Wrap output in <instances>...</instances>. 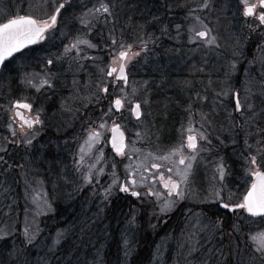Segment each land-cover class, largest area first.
<instances>
[{
    "label": "rangeland",
    "instance_id": "obj_1",
    "mask_svg": "<svg viewBox=\"0 0 264 264\" xmlns=\"http://www.w3.org/2000/svg\"><path fill=\"white\" fill-rule=\"evenodd\" d=\"M64 1L0 0V23L16 15L48 19ZM68 1L69 16L62 17L60 12L45 43L18 54L0 77V148L7 149L0 152L3 156L0 212L5 214L9 207L21 210L12 217L1 216L0 238H14L18 234V240L33 245L36 253L50 254L61 246L64 252L72 249L76 253L67 256V264L79 257L84 264L110 261L125 264L140 249L141 242L148 239L155 240V245L147 264H210V257L215 261L219 257L211 247L217 244L225 246L228 253L248 246L251 259L245 260V264H261L256 248L258 234L264 232L263 223L256 224L257 219L251 220L245 210L237 209L233 217L242 223L230 227L231 232L226 233L224 220L202 207L214 211L223 203L240 202L251 179L247 175L250 156H256L258 165L264 169V27L259 26V7L257 16L249 17L243 15L241 0H159L164 5L156 13H162L156 33L154 30L151 35L147 29L129 35V31L116 27L117 4L122 5L123 0H103L110 5L112 14L98 18L84 14L98 7L102 0ZM143 1L146 0H137L139 7ZM204 3H208L207 8L203 7ZM76 6L85 9L81 15L72 17ZM139 9H136L138 14ZM81 19H90L92 23L82 24ZM205 25L210 29L209 36L216 37L215 44L191 42L190 29L204 30ZM80 27L86 28L87 33ZM78 40H87L96 47L80 44L79 51L65 52ZM143 41H148L145 50H142ZM121 44L132 45V51L139 52L127 65L130 81L126 86L122 82L113 85L114 76L106 75L112 55L118 54ZM48 60H52L51 65ZM43 78L50 81L51 87H39ZM37 87L43 91L41 99H37ZM103 87L108 88L107 93L101 91ZM112 87L124 100L120 113L113 108ZM121 89L127 93L126 97ZM50 90L60 91L53 110L47 108ZM234 93H239L241 111H236ZM16 99L33 104V115L42 109L41 126L37 124L33 129L25 126L23 132L20 130L19 120L13 119ZM133 101L140 102L142 107L143 116L139 120L131 113ZM249 104L251 108L247 107ZM53 111H58L59 120ZM169 116L173 118L172 128L163 132L159 118L168 127ZM116 123L127 134L123 155L109 144L110 126ZM190 123L207 140L198 136V154L192 161L188 187L184 189L181 185L184 199L173 196L171 210L161 213L160 205L167 194L163 192L159 175L163 173L167 178L170 175L167 168L171 167L172 178L177 179L178 157L171 160L160 157L182 140L186 142ZM101 124L105 127L101 128ZM13 128L17 132L15 136ZM92 130L99 132L100 137L89 141ZM39 132L44 134V140ZM53 134L55 138H51ZM29 139L31 145L27 144ZM48 144H53L58 158H49L52 161L37 158L45 154ZM184 154L190 155L191 150L185 148ZM228 156L238 158L242 165L236 180L228 181L225 161ZM221 162L225 166L223 181L217 172ZM153 164L161 167L153 168ZM231 168L238 171L234 162ZM89 173L91 182L86 180ZM123 178L131 191L139 190L141 195L130 204L123 200L127 209L123 217L111 219L107 211L113 200L123 195L120 191ZM132 179L137 181L136 185L131 184ZM145 186L158 193L159 198L150 197L146 194L148 190L142 191ZM109 188L110 195L105 199V190ZM216 191L223 201L216 199ZM178 205H184L182 218L174 221L169 226L170 233H166V216ZM53 213L59 217L66 215L52 225L43 226L42 217ZM133 217L134 222L130 223ZM62 222L63 225H57ZM25 227L36 236L32 244L26 242ZM58 233L62 235L59 243H55ZM89 240L92 244L88 243L87 254L88 249L86 253L84 250ZM8 253L13 261L25 254L22 249Z\"/></svg>",
    "mask_w": 264,
    "mask_h": 264
},
{
    "label": "snow or ice",
    "instance_id": "obj_2",
    "mask_svg": "<svg viewBox=\"0 0 264 264\" xmlns=\"http://www.w3.org/2000/svg\"><path fill=\"white\" fill-rule=\"evenodd\" d=\"M67 2V0H66ZM243 5V15L253 17L257 16V8L259 7L260 11L258 13L259 26H264V0H257V3H249V0H241ZM65 7V4H60L55 14L51 15L48 19L38 20L33 18L31 15H16L14 17H9L6 19V22L0 23V65L4 63V61L12 57L14 53L20 52L21 49L26 48L30 44H36L40 40L45 38V33L48 32L49 29H52L57 24V18L60 15V10ZM204 8L208 7V3H204ZM89 14L93 16V18H98V16H103L104 14L111 15L110 5L108 3L102 2L98 7H94L93 9H89L88 13H85L84 16L87 17ZM199 21V17H196ZM82 24H91L92 21L90 19H81ZM202 23V22H201ZM180 28V25H177V29ZM193 33L191 37V42L195 43L197 40H201L208 45L215 44L216 37L209 36L210 29L207 26H204V30H197L196 28L190 29ZM148 41H143L145 50L147 48ZM80 44H87L89 47H96V45L91 44L87 40H78L76 43L70 45L69 48L65 49V52H69L72 49H77L79 51ZM112 44H116V40H112ZM121 50L118 54H113L111 58V64L108 66L109 70L106 72V75L112 77L113 74H116L114 77L115 81H123L125 85L128 83V75H127V65L128 63L139 55V52L132 51V45H120ZM47 63L49 65L52 64V60H48ZM29 84H32V81H28ZM49 85L51 87L50 81L47 78H43L41 80L40 86ZM35 86V85H33ZM39 87H37V91H39ZM104 93L108 92L107 87H103L101 89ZM135 91V90H133ZM121 92L124 93L126 97L127 93L124 92V89H121ZM223 95H228V93H223ZM235 96V108L236 111H241L242 105L239 99V93H234ZM114 106L116 109H120L124 107V100L121 98H117L114 102ZM32 104L30 103H21L20 101H16L15 103V111L13 119L19 117V126L20 130L23 132L25 130V126L27 129H33L35 125L42 124L40 119V111L38 110L34 116H25L20 109H26L29 112L32 111ZM248 108H251L252 105H247ZM141 104L135 103L134 108L132 109L136 116L139 117L141 115ZM109 111H112V108H109ZM9 128H12V125H8ZM105 127L104 124H101V128ZM111 131L113 132V147L116 151L123 155L124 149L126 147L124 143V133L120 128V125L114 124ZM187 137L186 142L182 140L179 144L173 147L169 153L165 156L160 157L163 160H171L173 157H178L177 166L175 168V176L177 179L172 178L173 168H167V172L170 174L167 178L163 173H160L159 180L163 183L165 189L168 190L167 198L164 199V202L160 205V212L165 213L171 210L174 200L173 196L178 197L179 199H184L185 191L182 190L181 185L184 186V189H187L189 184V177L191 175L192 170V161H195L196 156L198 154V136L203 140H207V137L203 135V133L198 132L191 123L189 127L186 129ZM17 134L16 129L13 128L12 135L15 136ZM183 136V133H182ZM100 137V133L92 130L89 134V141L96 140ZM88 143V142H86ZM27 144L31 145L32 140H27ZM91 146V144L89 145ZM185 148L191 150V154L186 156L184 154ZM6 148H0V152H6ZM83 151V149L81 150ZM81 160H83V156H81ZM0 161H3V156H0ZM187 161V163H186ZM249 167L247 168V175L251 178L249 186L247 187L246 193L240 198V202L235 204L223 203L222 207L228 209L231 207L232 211L235 212L237 209H243L252 217H262L264 218V169L260 167L257 163L256 156H250L248 158ZM183 166V167H181ZM153 168L159 169L161 165L153 164ZM217 172L219 174L220 181L224 180L225 176V166L221 162L218 165ZM88 182H91V174L86 177ZM137 181L135 179L131 180L132 185H136ZM113 184H116V181L113 180ZM120 191L124 193L130 192V187L125 184L120 188ZM149 194V193H146ZM151 195L157 196L159 198L158 193L150 192ZM110 195V188L105 190L104 197L108 198ZM131 195L134 197H140L141 193L138 191H131ZM216 199L223 201V197L220 196L219 191L215 192ZM135 217H133L134 222ZM235 230H239L238 228ZM62 234H57V240L55 243H59V238ZM24 236L26 237V242L28 244H32L36 239L35 234H31L27 227L24 228ZM259 237V245L256 248V252L260 254L261 264H264V232L258 234ZM253 239H257V237H253ZM127 245V241H125ZM128 253H125L127 257Z\"/></svg>",
    "mask_w": 264,
    "mask_h": 264
},
{
    "label": "trees",
    "instance_id": "obj_3",
    "mask_svg": "<svg viewBox=\"0 0 264 264\" xmlns=\"http://www.w3.org/2000/svg\"><path fill=\"white\" fill-rule=\"evenodd\" d=\"M70 2H66L65 3V7L61 9V14L62 17H66L69 16L68 15V11L70 9H67L69 6ZM137 4V6H136ZM139 3H137V0H123V4L119 5L117 4V17L116 20L118 21V25L116 26L117 29H123V31H129V35H133V34H139L140 32L147 30L149 34L156 33L155 27L157 26V22L161 19V14H157L158 8L159 7H163L164 3H162L161 5V1L159 0H146L143 1L141 3L142 6L139 7L138 5ZM178 4V3H175ZM174 4V5H175ZM136 6V7H135ZM151 6V8H150ZM83 8H80L78 6H76L75 14L72 16L74 17L75 15H78L84 11V6H81ZM139 7V8H137ZM149 7V9H148ZM115 8V7H114ZM139 9V12L141 13H136V9ZM67 9V10H66ZM114 13V12H113ZM151 14L150 16L148 14ZM170 14H175V13H170ZM174 16V15H173ZM160 17V18H159ZM150 22V23H149ZM108 23V25H112V23H109L108 21L106 22ZM156 24V25H154ZM148 26H151V28H148ZM87 27V26H85ZM96 29L99 28V21H98V26L95 25ZM107 27V26H106ZM264 27V26H263ZM80 29H82L80 27ZM114 29V28H113ZM82 31H84L85 33H87L86 28H83ZM136 31V32H135ZM139 31V32H138ZM131 33V34H130ZM91 38V36H90ZM178 93V91H176ZM178 104V102H177ZM171 114V113H170ZM173 114V113H172ZM160 120L158 121V124L162 126L163 128V132L168 129L170 130L172 128V123H173V118L172 116H169L167 121H169L170 123L168 125V127L165 126L164 124V119L163 118H159ZM226 165L228 166L229 169V175L228 178L230 180L234 179L237 176V172L242 171V165L240 164V162L238 161V158H233L232 156H228L226 158ZM232 162H234V165L237 166L238 171L237 170H233L231 168V164ZM236 180V179H234ZM123 200H126L129 204L130 201H134L137 202L134 197H128V196H123L121 195L118 199H114L113 203L110 207V209L107 211L108 214L107 216H109L111 219H113L114 216H116V219H120L122 218V213L126 212L127 209L124 208L125 203L123 204L122 202H124ZM184 207V205H178L177 208L174 209V211L166 216V220L164 222V228L167 230L166 233H170L169 230V226L174 222V221H179V218L181 219V209ZM205 210L209 211L210 213H217L219 217H221L224 220V225L226 226V233L231 232L230 227L232 228L234 225H238L241 224L242 221H238L235 220V217H233L234 212H232L231 210H226V209H221L219 207H215L214 211H211L208 206H202ZM4 208V207H3ZM208 208V209H207ZM217 209V210H216ZM17 213H21V210L18 209H14V207H9L5 214H3L4 216L6 215H11L15 216ZM2 212H0V225H1V215ZM66 214H63V216H65ZM62 216V217H63ZM58 213L57 216L55 213L50 214V215H46L42 217V225L43 226H48V225H52L55 222L60 221V218ZM67 218V217H66ZM249 219L251 220H255L254 218L252 219L251 216H248ZM52 219L54 220V222H51ZM20 220V218L18 219ZM5 221V220H4ZM176 221V222H177ZM257 222H255L256 224H261L263 223L264 226V218L261 219H257L255 220ZM6 223V222H5ZM19 223V222H18ZM229 223V225H228ZM64 222L62 223H57L58 226L63 225ZM150 235V234H149ZM2 237V236H1ZM17 237V238H16ZM19 235L17 234V236H15L14 238H0V264H67L66 261L68 260L67 256H69L70 254H75L76 252H72V249H69L67 252L62 251V248H64V246H61L59 248V250H57L56 252H52L50 254L44 253L42 251H38L40 253H36L35 249L33 248V245L29 246V245H25L23 242H20L18 240ZM151 237V236H150ZM20 238V237H19ZM146 238H148V236H146ZM154 238V237H151ZM20 244H18L17 242ZM95 241V240H94ZM88 243L92 244V242L89 240L86 242L85 245V250L84 253H86V249H88V253H90V246H87ZM155 240H144L141 242L140 244V249L133 254V256L131 257V259H129L126 263L124 261V259H121L123 263L125 264H147L150 262L151 260V251L152 248L154 247ZM234 244V242H233ZM232 244V245H233ZM144 246L146 247L145 250ZM237 248L239 249V244H236ZM211 247H213L214 251H217L219 254V257H217V261H215L213 258H209L210 259V264H245V260L251 259L250 255H249V247L248 246H244L242 248H240L239 250L237 249H233L232 253H228V251H226V247L220 244L217 245H211ZM14 250L15 252L18 251L19 249H22V251L25 252V254L20 255L19 257H17L16 261H13L14 258L10 256V254L8 253L10 250ZM84 248L80 249V251H77V253L82 252ZM62 251V252H61ZM59 252L60 255H59ZM68 253V254H66ZM247 256H246V254ZM253 253L251 252V255ZM109 260V259H107ZM68 264H84L83 262V258L76 259L75 261H72ZM104 264H115V262H105Z\"/></svg>",
    "mask_w": 264,
    "mask_h": 264
},
{
    "label": "flooded vegetation",
    "instance_id": "obj_4",
    "mask_svg": "<svg viewBox=\"0 0 264 264\" xmlns=\"http://www.w3.org/2000/svg\"><path fill=\"white\" fill-rule=\"evenodd\" d=\"M68 2H70V1H68ZM63 4H65L66 3V0L64 1V2H62ZM61 3V4H62ZM55 28V27H54ZM54 28H52V29H49L48 30V32H47V35H48V33H50V31H52ZM43 43H45V40H44V42H38V43H36L33 47H35L36 45H39V44H43ZM29 49V48H28ZM14 58V57H13ZM13 58L11 59V60H13ZM10 60V61H11ZM10 61H8V62H6L5 63V65H4V67H3V71H2V74L6 71V68H7V66H8V64L10 63ZM108 70H109V68H108ZM113 76L115 77V75L113 74ZM109 77V76H108ZM109 78H112V77H109ZM114 82V83H113ZM112 82V84L113 85H118V83L119 82H121V81H113ZM113 88V87H112ZM114 93V94H113ZM37 94H38V98L37 99H41L42 98V95H43V91L42 90H39L38 92H37ZM58 94H60V91H57V90H50L49 92H48V96H49V105L47 106V108H49L50 110H53L54 109V107H56V104H55V100H56V98L58 97ZM112 94H113V96H112V101L114 102L115 100H116V98H120L117 94H116V91H114V88L112 89ZM116 97V98H115ZM115 98V99H114ZM16 101H20V102H23V100H18V99H16L14 102H13V107H14V109H15V103H16ZM24 102H27V101H24ZM27 103H30V102H27ZM133 104H132V107H131V113H132V108H133V105L135 104V103H140V102H138V101H133L132 102ZM31 104V103H30ZM113 104V108H114V103H112ZM32 106H33V104H32ZM20 111H22L23 113H24V115L25 116H28V117H30V116H34L33 115V107H32V111L31 112H29L28 110H26V109H21ZM114 111H115V108H114ZM120 111H121V109H120ZM120 111H115L116 113H120ZM54 113H56L55 114V119L57 118V115L59 116V113H58V111L56 112V111H53ZM133 116V115H132ZM143 115H142V107H141V117H142ZM60 117L61 116H59L58 117V120L60 119ZM134 118V117H133ZM17 119L19 120V117H17ZM64 119H65V126L67 125V123H66V118L64 117ZM135 119V118H134ZM135 120H139V119H135ZM115 121H116V119H115ZM19 124V123H18ZM116 124H118V125H120L119 123H116ZM40 126H41V124H40ZM112 127H113V125H111L110 126V137H109V144H110V146H111V148L114 150V151H116V149L112 146V144H111V140H112V135H113V132L111 131V129H112ZM121 127V126H120ZM122 129V128H121ZM123 130V129H122ZM124 131V130H123ZM124 134H125V137H126V141H127V134L124 132ZM39 136L44 140V134H42L41 132H39ZM56 136H55V134H53L52 136H51V138H55ZM125 150V149H124ZM45 154H43V156H41V155H39V156H37V158H40V157H42V158H48V160L49 161H52V159H49V158H58V154H56V152H55V149H54V147H53V144H48L47 145V148L45 149ZM42 154V153H41ZM116 154H118V153H116ZM54 172V171H53ZM123 181H122V186H124L125 185V179L123 178L122 179ZM161 185H162V188H163V192H165L166 194L168 193V190L167 189H165L164 188V186H163V183L161 182ZM144 190H148V188L145 186V188H143L142 189V191H144ZM133 191H138L139 192V190H133ZM149 191V195H150V197L152 196L151 194H150V192H153L152 190H148ZM121 193L123 194V195H125V196H128V197H134V196H132L131 195V190H130V192H128V193H124V192H122L121 191ZM154 193V192H153ZM135 199H137V198H139V197H134ZM230 210H232L231 209V207L229 208ZM262 217H256V218H254V219H261Z\"/></svg>",
    "mask_w": 264,
    "mask_h": 264
},
{
    "label": "water",
    "instance_id": "obj_5",
    "mask_svg": "<svg viewBox=\"0 0 264 264\" xmlns=\"http://www.w3.org/2000/svg\"><path fill=\"white\" fill-rule=\"evenodd\" d=\"M34 18V17H33ZM30 45H32V44H30ZM30 45H28L27 47H29ZM23 49H25V48H23ZM23 49H21V50H23ZM14 54H16V53H14ZM13 54V55H14ZM11 57H9V58H7L5 61H4V63L6 62V61H8L9 59H10ZM3 63V64H4ZM3 64L2 65H0V73H1V69H2V66H3ZM127 71V70H126ZM127 75H128V73H127ZM21 103H27V102H21ZM135 105V104H134ZM134 105H133V108H134ZM114 108H115V106H114ZM132 108V109H133ZM121 109V108H120ZM120 109H116L115 108V110L116 111H120ZM21 110V109H20ZM140 111H141V109H140ZM132 115L134 116V118H136V119H139L140 117H141V115L139 116V117H137L136 116V114H135V112L132 110ZM121 128V127H120ZM122 130V129H121ZM123 131V130H122ZM124 133V132H123ZM112 140H113V135H112ZM112 140H111V144H112V146H113V143H112ZM124 143H125V145H126V137H125V134H124ZM221 206H222V204H221ZM247 213V212H246ZM248 214V213H247ZM250 215V214H249Z\"/></svg>",
    "mask_w": 264,
    "mask_h": 264
}]
</instances>
